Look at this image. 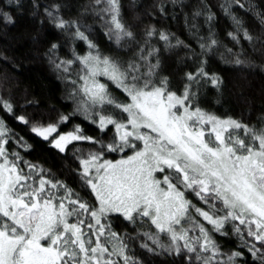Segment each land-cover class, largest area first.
Here are the masks:
<instances>
[{
    "label": "snow or ice",
    "instance_id": "6c2138e0",
    "mask_svg": "<svg viewBox=\"0 0 264 264\" xmlns=\"http://www.w3.org/2000/svg\"><path fill=\"white\" fill-rule=\"evenodd\" d=\"M94 3L102 5L94 11L107 17L104 24L110 39L117 43L135 39L122 21L120 0ZM233 19L239 30L241 22ZM70 24L76 22L57 18L55 26L66 29ZM80 27L76 24L74 38L86 42L87 53L73 52L72 59L52 62L73 85L76 112L102 133L111 126L112 140L105 144L86 136L80 125L60 132L69 120L67 115L55 123L36 121L29 130L60 153L73 142L99 145L87 153L76 149L80 181L95 203L54 179L50 170L25 161L18 152L10 153L6 145L11 130L0 118V264H141L129 255L131 237L113 230L112 214L154 228L138 235L155 247L147 242L141 247L153 253L157 249L187 253L188 264L193 259L199 264H235L243 253L234 251L221 259L224 254L213 237V233L227 236L226 226H230L248 252L264 264V127L218 116L196 104L194 84L210 81L216 89L223 84L220 77L205 71L204 61L195 73L184 74L186 83L178 93L170 88L167 76H159V49L142 46L133 59L122 64L102 55ZM243 34L248 41L254 40L246 30ZM153 35L155 29L146 33ZM159 38L168 47L183 45L180 40L172 45L164 32ZM216 44L212 39L200 47L210 50ZM56 48L53 44L50 52ZM77 64L76 79H72ZM101 78L121 90L126 102L115 97ZM0 105L13 112L9 102L0 99ZM15 119L30 124L25 116ZM17 143L26 150L32 148L23 137ZM126 150L131 154L106 158ZM187 194L204 207H197ZM162 235L168 238L167 245L161 242Z\"/></svg>",
    "mask_w": 264,
    "mask_h": 264
},
{
    "label": "trees",
    "instance_id": "16d2710c",
    "mask_svg": "<svg viewBox=\"0 0 264 264\" xmlns=\"http://www.w3.org/2000/svg\"><path fill=\"white\" fill-rule=\"evenodd\" d=\"M120 5L122 21L135 39L117 43L114 38H109L104 24L107 17L101 18L94 11L102 6H96L94 0H0V99L13 107V112L9 113L0 105V118L11 130L6 148L10 153L18 152L25 161L50 170L54 179L63 181L89 203H95V199L80 181L76 149L87 153L98 150L99 145L73 142L66 152L60 153L29 130L31 123L36 121L55 123L61 115H67L69 120L60 126V132H68L80 125L86 136H93L105 144L112 140L111 126L106 134L102 133L89 119L76 112L78 98L72 94L73 85L55 67L61 60L72 59L73 52L84 55L88 51L86 42L74 38L76 24L102 55L122 64L133 59L142 46L159 49V76H167L170 88L178 93L186 83L184 74L195 73L204 61L205 71L220 77L223 84L220 89L214 88L210 81L194 84L196 104L218 116H230L255 128L264 127V0H239V3L235 0H120ZM47 12H52V17ZM209 16H212L211 20ZM234 17L241 22L239 30ZM57 18L76 24L59 29L55 26ZM149 29H155V35L147 37ZM245 30L253 41L244 38ZM161 32L169 35L172 45H176L177 40L183 45L166 46L159 38ZM212 39L217 44L210 50L200 47ZM53 44L57 48L50 52ZM237 60L243 63L237 64ZM78 68V64L73 66L72 79H76ZM103 82L109 84L115 97L126 102L121 90L106 80ZM110 112L111 109L105 114ZM17 116L27 117L30 124L24 125L15 119ZM20 137L32 148L21 147L17 143ZM106 158L115 160L117 156L109 153ZM187 196L197 207H204L194 195ZM109 219L114 231L131 237L127 241L129 255L141 264H188L187 253L175 255L163 249L153 253L141 247L145 242L155 247L138 235L154 231V228L131 224L117 214H112ZM205 227L210 228L206 223ZM226 231L227 236L213 233L224 254L221 259L238 251L243 255L236 258L235 264H261L230 226H226ZM244 239L250 240L246 236ZM161 242L169 243L163 235ZM257 247H260L258 243ZM192 264L199 262L193 259Z\"/></svg>",
    "mask_w": 264,
    "mask_h": 264
},
{
    "label": "rangeland",
    "instance_id": "374dc122",
    "mask_svg": "<svg viewBox=\"0 0 264 264\" xmlns=\"http://www.w3.org/2000/svg\"><path fill=\"white\" fill-rule=\"evenodd\" d=\"M101 79H102V81H103V80H106V78H101ZM130 154H131V152L128 151V150H126L125 153H116V156H117L116 159H120L122 155H130ZM116 159H115V160H116ZM205 223H206V222H205ZM206 224H207V223H206Z\"/></svg>",
    "mask_w": 264,
    "mask_h": 264
}]
</instances>
